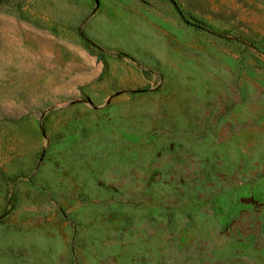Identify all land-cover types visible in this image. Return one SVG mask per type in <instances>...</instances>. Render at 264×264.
<instances>
[{"label":"rangeland","instance_id":"obj_1","mask_svg":"<svg viewBox=\"0 0 264 264\" xmlns=\"http://www.w3.org/2000/svg\"><path fill=\"white\" fill-rule=\"evenodd\" d=\"M0 264H264V0H0Z\"/></svg>","mask_w":264,"mask_h":264},{"label":"trees","instance_id":"obj_2","mask_svg":"<svg viewBox=\"0 0 264 264\" xmlns=\"http://www.w3.org/2000/svg\"><path fill=\"white\" fill-rule=\"evenodd\" d=\"M178 12L180 13L181 17L184 19V21L186 23H188L189 25H192L198 29H201V30H206L214 35H217V36H220V37H223L225 39H229V40H232V41H235V42H238L240 44H244V45H250L251 42H248L247 40H244L243 38L239 37V36H234V37H227V36H223V34H220L210 28H206L205 26H202L198 23H195V22H190V20H188L184 14L181 12V10H178Z\"/></svg>","mask_w":264,"mask_h":264}]
</instances>
